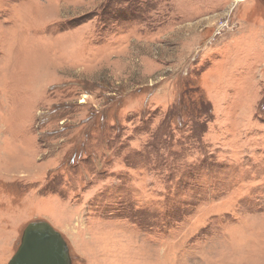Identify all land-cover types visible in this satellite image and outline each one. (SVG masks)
I'll return each instance as SVG.
<instances>
[{"label":"rangeland","instance_id":"374dc122","mask_svg":"<svg viewBox=\"0 0 264 264\" xmlns=\"http://www.w3.org/2000/svg\"><path fill=\"white\" fill-rule=\"evenodd\" d=\"M0 148V264H264V0H0Z\"/></svg>","mask_w":264,"mask_h":264},{"label":"water","instance_id":"95a60500","mask_svg":"<svg viewBox=\"0 0 264 264\" xmlns=\"http://www.w3.org/2000/svg\"><path fill=\"white\" fill-rule=\"evenodd\" d=\"M8 264H72L61 234L47 222L29 223Z\"/></svg>","mask_w":264,"mask_h":264},{"label":"crops","instance_id":"0c3cea01","mask_svg":"<svg viewBox=\"0 0 264 264\" xmlns=\"http://www.w3.org/2000/svg\"><path fill=\"white\" fill-rule=\"evenodd\" d=\"M3 148L5 149V147H3ZM7 153H8V151H5V150L1 151V148H0V157H2L3 159L6 158ZM20 171H21L20 168L11 167L9 165L5 166V165L0 164V178H1V173H4L5 176H9V175H15V174L19 173ZM21 172H23V171H21ZM10 177L13 178L14 176H10ZM0 193L4 194V192H0ZM22 201L24 203L25 200H22ZM0 202H3V203H0L1 205H5L4 204L5 203V196L4 195L0 196ZM0 214L2 215V216H0V219H2V220L4 219L3 221H5L6 219H5L4 212H3V214L0 212ZM2 217H4V218H2Z\"/></svg>","mask_w":264,"mask_h":264}]
</instances>
